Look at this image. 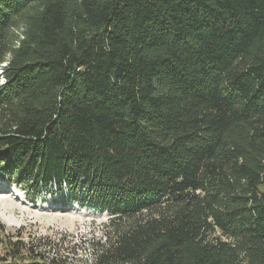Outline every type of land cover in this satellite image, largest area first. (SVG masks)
Masks as SVG:
<instances>
[{"label": "trees", "instance_id": "obj_1", "mask_svg": "<svg viewBox=\"0 0 264 264\" xmlns=\"http://www.w3.org/2000/svg\"><path fill=\"white\" fill-rule=\"evenodd\" d=\"M1 179L111 217L0 264H264V0H0Z\"/></svg>", "mask_w": 264, "mask_h": 264}, {"label": "rangeland", "instance_id": "obj_2", "mask_svg": "<svg viewBox=\"0 0 264 264\" xmlns=\"http://www.w3.org/2000/svg\"><path fill=\"white\" fill-rule=\"evenodd\" d=\"M110 217L88 202L80 205L55 185L34 193L14 180H0V225L5 231L15 236L20 232L26 241L42 243L70 258H93L97 244L106 243Z\"/></svg>", "mask_w": 264, "mask_h": 264}]
</instances>
